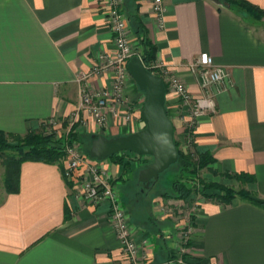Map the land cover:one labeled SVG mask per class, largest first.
Listing matches in <instances>:
<instances>
[{"label": "crops", "instance_id": "0c3cea01", "mask_svg": "<svg viewBox=\"0 0 264 264\" xmlns=\"http://www.w3.org/2000/svg\"><path fill=\"white\" fill-rule=\"evenodd\" d=\"M122 1L131 42L138 44L141 27L156 49L155 65L171 70L193 96L200 91L188 65L201 53L227 69L228 89L217 96L215 114L198 120L191 146L213 158L202 179L212 177L226 185L221 181L224 175H245L247 190L264 202V18H245L210 0H162L164 28H160L151 11L152 0ZM242 1L264 11V0ZM114 49L99 0H0V132L24 136L41 131L50 120L65 123L81 101L80 74L89 73L101 55ZM89 82L92 91L109 90L113 70ZM165 88L167 116L174 137L181 140L187 116L178 114L177 98ZM124 92L133 106L129 122L122 119L121 110L119 118L108 112V130L101 134L90 115L81 111L78 119H70L74 127L66 123L64 135L71 127L78 139L141 130L143 93L130 76ZM121 155L122 163L101 162L103 166L110 162L112 181L123 185L136 178L135 186L144 185L148 192L149 185L138 180V173L149 159ZM127 158L139 162L133 167ZM64 168L65 161L19 163L18 190L4 193L0 201V264H125L108 220V204L94 207L78 199L77 185L63 178ZM140 191V198L134 196L145 204L144 190ZM198 197L202 200L188 245L191 263L264 264V207L238 198L225 205ZM158 199L150 196L151 202ZM175 201L171 209L179 214ZM149 210L130 217L138 250L146 256L142 262L169 263L183 226L178 227L177 214L159 218Z\"/></svg>", "mask_w": 264, "mask_h": 264}, {"label": "built area", "instance_id": "2783aa9c", "mask_svg": "<svg viewBox=\"0 0 264 264\" xmlns=\"http://www.w3.org/2000/svg\"><path fill=\"white\" fill-rule=\"evenodd\" d=\"M103 14L105 15L107 26L113 34L114 51L110 54L101 55L98 63L89 73H81L78 83L81 85V101L78 109L73 114V120L78 119L79 112L85 111L92 118L95 126L102 134L108 130L107 113L111 112L125 122L131 120L133 106L126 98L124 86L129 77L127 63L133 56H139L138 52L131 46L129 37V20L122 10V0H99ZM151 11L159 23L160 28H164V7L162 0H152ZM140 57V56H139ZM164 84L167 85L170 93L175 95L178 101V114L187 116L185 123V149L188 150L193 142V134L198 120L205 115H212L216 112V98L222 92L227 91L229 84V73L227 69L215 64L213 58L207 53H201L189 65L188 71L194 79L200 94L193 96L184 83L174 75V73L162 66L154 65ZM109 69L113 70V83L109 90L92 91L89 79L93 76H100ZM124 113H123V111ZM50 122V121H49ZM75 121L71 122L73 125ZM69 131L66 135L68 136ZM65 168L62 172L63 178L68 183L77 185L78 199L87 204L97 207L108 204L109 223L119 241L121 252L125 264H143L138 251V243L129 229L128 216L118 195L117 182H112L110 173V162L103 166L100 161L90 158L79 146L78 141L66 138ZM133 158L137 155L130 154ZM195 194V195H194ZM194 202L187 206V216L193 218L198 211L200 196L193 193ZM199 200V201H198ZM163 209V208H162ZM186 226H183L177 237L176 253L171 262L175 264H192L189 258L188 245L194 233V224L191 219ZM174 251V252H175Z\"/></svg>", "mask_w": 264, "mask_h": 264}, {"label": "trees", "instance_id": "16d2710c", "mask_svg": "<svg viewBox=\"0 0 264 264\" xmlns=\"http://www.w3.org/2000/svg\"><path fill=\"white\" fill-rule=\"evenodd\" d=\"M222 4L229 6L232 9L237 10L236 8H242L246 10L247 13H257L260 15H264V11L258 10L257 8L253 7L249 3L242 1V0H220ZM141 27L139 31L136 33V38L138 42V55L143 61L144 66L153 74L159 76V71L157 68H153L155 65V58H156V49L151 44L149 39L142 34ZM165 85V84H164ZM166 86V85H165ZM166 89V88H165ZM74 127V125H72ZM66 138L68 141L74 140L78 141L77 134L72 132V127L69 130L68 136L64 135L61 137L57 142L52 141L51 137L46 136L41 131L39 132H30L25 134L24 136H15L6 134L4 132H0V153H4L5 151L14 150L18 154V158H11L6 163V178L4 180V188L5 193H16L18 190V166L19 163L24 161H38L43 162L46 164H58L60 165L65 160V152L64 147L66 145ZM9 139H16L18 144L16 146H12L8 143ZM87 155L89 156V146L91 138L90 136L87 137ZM81 143L80 141H78ZM178 160L174 165H179V176L173 180L172 182V191L176 194V197L183 200L188 198L193 193H199L198 185L200 184L199 181L201 179L202 171L213 162V158L210 154L204 153L199 154L197 153L194 148L190 145L188 151L184 152L179 148V143L174 140ZM128 154L132 155L129 152H121L109 157L106 160L122 163V159L120 158L121 154ZM145 157V156H137ZM143 163H147L146 160H143ZM174 165L170 166L173 167ZM225 178L237 181L239 184L243 185L248 183L247 176L239 174L235 176L224 175ZM202 185L204 182L201 180ZM217 189L220 191L221 194H212V196H203L204 199L213 198L218 200L219 202L229 205L231 201L235 198H239L243 201H246L250 204L264 207V202L258 201L250 192L244 190H234L231 188H226L223 186H218L214 184H208L207 186L204 185V189ZM204 192V191H203ZM170 261V260H168ZM171 262V261H170Z\"/></svg>", "mask_w": 264, "mask_h": 264}, {"label": "water", "instance_id": "95a60500", "mask_svg": "<svg viewBox=\"0 0 264 264\" xmlns=\"http://www.w3.org/2000/svg\"><path fill=\"white\" fill-rule=\"evenodd\" d=\"M210 1L222 6L220 0ZM126 67L129 76L143 93L140 119L144 127L126 136L107 138L92 135L89 157L96 161H104L120 152L150 157L152 163L138 173V180L148 186L157 182L160 175L178 160L174 127L165 108L166 89L162 78L151 73L139 56L131 57Z\"/></svg>", "mask_w": 264, "mask_h": 264}, {"label": "rangeland", "instance_id": "374dc122", "mask_svg": "<svg viewBox=\"0 0 264 264\" xmlns=\"http://www.w3.org/2000/svg\"><path fill=\"white\" fill-rule=\"evenodd\" d=\"M236 9H237L238 12H240V14L244 15L245 18H249V19H253L254 17L259 18V19L260 18L261 19L264 18V15H260V14H257V13H247L246 10H244L242 8H239V7H237ZM137 45L138 44H136V43L134 44V42H131V46L135 50L137 48L136 47ZM70 119H73V116H70L69 118H67V121H65V123L62 122V124L60 122L53 121V120H50V122L47 121L44 124H42L41 132L44 133L46 136L51 137L52 141L57 142L61 137L64 136V132H65V129L67 127L66 123L67 122L68 123L72 122V120L70 121ZM174 140L177 143H179V148L185 154V152L188 151V150L185 149V145H184L185 138H184V135L182 136L181 140H179L178 138H175V137H174ZM79 141L81 142V143L78 142L79 146L84 150V153L87 155V153H86L87 152V150H86L87 145L86 144H87V141H88L87 137H85V138L83 137V138L79 139ZM8 143L11 144L12 146H16V144H18L16 139H9ZM11 158H18V154L14 150L5 151L2 154L0 153V201L3 198V195L5 193L4 180L6 178V163ZM120 158L123 159L122 155H120ZM130 158L134 159L132 156H130ZM147 158L149 159V162L151 164L152 163V159L150 157H147ZM131 159H128L127 162H128V164H130L133 167H135L134 165H137L139 160H137L138 162H136V161L133 162ZM104 161H106V160H104ZM100 162H103V161H100ZM179 168H180L179 165H174L173 167H169L165 172L162 173V175H160V177H159L157 182L149 184L150 189H149L148 192H145L144 185H140L138 187L135 186V185H137V179L136 178H134V179H132L130 181H127V183H124L125 185L124 184L122 185L121 181L118 182V180L117 181L116 180L112 181L113 183L117 182L116 184L118 186V195H119V198H120V200H121V202H122V204H123V206L125 208V211L127 213L129 229L130 230H131V228H130V217L133 216V214L137 215L138 212H140V210L141 211L142 210L145 211V209L147 210V212H148V209H150L149 210L150 214L151 213L152 214L156 213L154 216L159 217V218L163 217V216L173 217V216H175L177 214L176 217H177V221L179 222L178 223V227L186 226V224L189 223L188 221L190 219H191V221H193V218H190L189 215L187 216V219L185 220V218H186L185 213L188 214V212L186 211L187 210V206L194 202L193 196H189L188 198L181 200L178 197H176V194L172 191L171 185H172L173 180L179 174V171H180ZM172 177H174V178H172ZM160 180L161 181L163 180L165 183H163V182L159 183ZM201 180L204 182L205 186H207L208 184L209 185L210 184L211 185L214 184V185L220 186V184H218L217 182H214V179L212 177H209V178L206 177L204 179L201 178L200 181H199L200 184L197 187L199 192H200V194L198 193L200 196H202L201 193H203V196H206V195L207 196H212V194H221L220 191L215 189V188L210 189V190L204 189V185H202ZM221 181L226 184V185H222L221 184V186H223V187L231 188V189H234L236 191H238V190L248 191L247 190V186H246L247 183L241 185L237 181L229 182L231 180L225 178L224 176H223ZM169 182H170V184H168ZM121 185H122V187H121ZM154 185H155V187L153 188ZM140 189L144 190L143 196H144L145 199H143V201L146 200L145 204L141 203L142 199L141 200L138 199V197L140 198V196L142 195ZM120 190H121V192H120ZM248 192H250V191H248ZM136 193L139 194V196L137 195L138 197H135ZM250 193L254 197H256L252 192H250ZM127 195H129V197L132 200V202H130V200L127 198ZM150 196L152 197V199H153V197H156V198L159 197V199L156 200V201L154 200L153 202H151ZM175 200H177V201H175ZM173 201H175L178 204H180V206H179L180 208H178V209H180L179 214H178V212H176V210H174V209L172 210L171 209L173 207L172 206L173 205ZM135 205H139V208L135 209ZM145 206L147 208H145ZM179 216L181 217V220H180V218L178 219ZM182 217H183V219H182ZM138 251H139V255H140L141 259H145L146 256H144V255L142 256L141 253H140V250H138ZM175 253H176V251L173 253V255ZM188 256L190 258V255H188ZM172 258H173V256H172ZM191 261L192 260H190V262ZM205 264H206V262H205Z\"/></svg>", "mask_w": 264, "mask_h": 264}]
</instances>
